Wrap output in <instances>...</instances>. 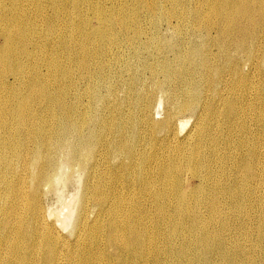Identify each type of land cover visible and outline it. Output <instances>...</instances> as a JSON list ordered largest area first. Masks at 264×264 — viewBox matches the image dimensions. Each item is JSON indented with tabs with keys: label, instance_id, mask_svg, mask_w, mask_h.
I'll return each instance as SVG.
<instances>
[{
	"label": "bare ground",
	"instance_id": "bare-ground-1",
	"mask_svg": "<svg viewBox=\"0 0 264 264\" xmlns=\"http://www.w3.org/2000/svg\"><path fill=\"white\" fill-rule=\"evenodd\" d=\"M0 34V264H264V0H0Z\"/></svg>",
	"mask_w": 264,
	"mask_h": 264
},
{
	"label": "rangeland",
	"instance_id": "rangeland-1",
	"mask_svg": "<svg viewBox=\"0 0 264 264\" xmlns=\"http://www.w3.org/2000/svg\"><path fill=\"white\" fill-rule=\"evenodd\" d=\"M163 3H165V1H163ZM144 26L146 28H148V26H146L145 23H144ZM160 33L162 34V36H172L171 29H168V26L165 23L161 27ZM2 41H3V38H2V35L0 34V42L2 43ZM214 51L217 52V49H214ZM167 55H169L170 57H173V54L171 52L167 53ZM259 61H261V59H259ZM43 71L46 72L45 70H43ZM245 71H249V66H247L245 68ZM148 76H149L148 73H142L141 77L144 80L148 81ZM209 94H211V92H209ZM175 97H177V95H175ZM161 100L163 101L162 104H160ZM167 110H168L167 97L161 96V94H160L155 101V105L153 107V110L151 111L150 116L152 118H154L155 120H162L165 118V116L167 114ZM189 119L187 118V120H186V118H185V120L187 121V124H186L187 126H185V125L183 126V129H184L183 131H187L188 129L191 128L193 121H190L192 119H190V120ZM77 180H78L77 178H74L73 181L75 182V184H74V182H72L69 184L71 187L68 185L69 188L67 187V189H66L67 191L65 190L66 194L63 197L61 195L64 193H62L60 195L62 198L59 196V194H57V192H55L54 194L53 193L50 194L48 197L49 199L47 198V200L45 202V205L47 206L46 209H48L47 210L48 213L50 212V214H51L50 216L51 217L53 216V219L57 220V223H59L58 226H60V227H63V226L65 227V225H68L69 223H71L73 219H71V221L68 219L73 218L71 214L76 212L75 211L77 209L76 205H78V199H79L78 195L80 194L79 189L81 186V185L78 186L80 180L79 181H77ZM76 181L78 182L77 184H76ZM195 183H196L195 180H189L186 184V187H191ZM63 184L64 183L61 182L62 186L61 185L60 186L62 188L59 187L60 189H58L59 190L58 193L64 192L63 190L65 189V185L67 186V184H65V185H63ZM71 184H73L75 186H73ZM63 186H64V189H63ZM55 194H56V196H55ZM57 195L60 197V199ZM69 216H71V217H69ZM73 216H74V214H73ZM69 230L70 229L68 228V232H69Z\"/></svg>",
	"mask_w": 264,
	"mask_h": 264
}]
</instances>
